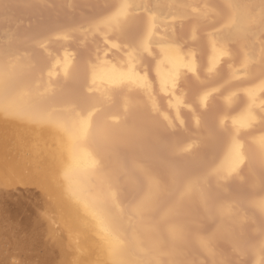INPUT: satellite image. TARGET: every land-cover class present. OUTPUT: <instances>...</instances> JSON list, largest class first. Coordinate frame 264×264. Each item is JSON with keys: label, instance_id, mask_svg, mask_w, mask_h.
<instances>
[{"label": "bare ground", "instance_id": "1", "mask_svg": "<svg viewBox=\"0 0 264 264\" xmlns=\"http://www.w3.org/2000/svg\"><path fill=\"white\" fill-rule=\"evenodd\" d=\"M157 1L131 0L111 21L99 23H107L103 33L94 28L96 36L116 44L137 41L133 7H166L188 25L192 47L182 50L184 37L175 43L173 34L166 35L172 39L152 61L140 57L151 56L156 44L146 35L138 46H119L123 51L110 59L105 54L112 50L94 48L102 56L94 50L100 57L90 55L87 75L83 70L79 79L71 74L78 71L75 55L45 47L49 34L37 46L48 66L42 73L30 51L20 49V39L0 32V181L29 164L28 175L49 198L47 212L56 215L47 219L61 221L73 239L72 264H202V258L223 264V248L238 246L231 230L244 224L256 242L248 254L264 264V199L256 197L264 196V0ZM67 3L61 22L70 17ZM51 4L46 13L62 8ZM197 26L216 32H204L203 54L195 44ZM83 30L77 35L88 38ZM66 32L59 47L68 43ZM210 81L220 91L214 99L206 88ZM217 104L222 111L212 119ZM131 117L136 125L126 124ZM163 131L169 144L155 143ZM153 151L158 153L150 156ZM244 183L250 193L232 203L229 186ZM52 243L61 249V264H70L62 241Z\"/></svg>", "mask_w": 264, "mask_h": 264}, {"label": "rangeland", "instance_id": "2", "mask_svg": "<svg viewBox=\"0 0 264 264\" xmlns=\"http://www.w3.org/2000/svg\"><path fill=\"white\" fill-rule=\"evenodd\" d=\"M58 1L60 0H57V1L54 0L53 2H56V4L58 3L59 5H61L62 8L60 10L55 9L56 10L55 13L53 10H50L49 13H46V11L48 10L46 6L52 3L49 0H43L44 5L43 3L39 4L41 2L40 1L38 2V0H2L3 4L0 5V13H1L0 14L1 15L0 16V32L4 31L7 34L10 33L12 37H15L21 40L20 42L22 44V48L20 49L30 51L33 60L36 62V64H34V67L36 68V65L38 66L36 68L38 72L43 73V71L46 70L48 66H46V61H45L46 58L44 59L45 56L43 55L44 53L42 54L43 51L40 50L37 46L40 41L44 40L45 42L47 38L49 37V35L50 37L48 38V41H46L44 44L45 47L46 45L48 46L46 47L48 48V50H51V52L53 53L56 52L55 54L57 55V53H59L60 50L65 47L64 49L68 51L70 55H73V56L75 55L73 58L75 59L74 60L75 63H77L78 71L75 74L73 73L71 74L75 75L73 76L75 78L78 77L77 79L84 76L83 70L88 65L87 63H92L91 61H93L92 60L93 57L91 59L90 55L92 56L95 55V54H92V52L95 50L94 48H97V50L99 51L103 50V53L104 51L105 52L107 51L108 53V51L110 52L112 50L111 55L107 56V54L104 53L106 55L105 57L109 58V56H112L113 53L114 54L117 53L116 55H118V53H121L124 49L126 50V48H129V46H131L132 44L134 46H138L140 41L143 39L144 35H146V36H149L151 40H153L152 42L156 44H154V46L152 47L153 53L151 56H146L147 54L144 55V53L142 52L143 54L140 53L141 54L140 57H142L143 59H148L149 61H152V60H158L159 57L161 58L160 48L163 47V49H165L168 44L167 41L172 39L171 36L169 38L168 37L166 38V35L173 34L174 40L178 39V41L175 40V43L181 40L180 39L181 36L184 37L185 44L180 45V47L182 46L184 47V48L183 47L181 48L182 50L185 49V46L186 48L187 46L192 47L190 41L188 40V32H189L188 25L182 24L179 12L169 10L166 7L164 8L162 7V9L152 7V8H148L147 9L148 11L143 10V9L141 11L139 10L138 7H136L138 9L133 7L135 9V10L133 9L134 11L132 14L134 19L131 17L130 20L132 21V24H134V28L131 30V35L133 37H137V41H124L125 43L116 44L115 42L111 41L112 39L111 37L109 38L110 41L103 42L100 34L99 36H96V32L94 28L96 27L97 30L102 29L103 27H101L102 25H100L99 23H101L107 18H110V19H107L104 22L111 21V18H112L111 15L115 16L114 13L116 14V12H118V9L119 10L122 9L125 6V4L126 3L129 4L131 0L130 1L129 0H79V1L78 0H61L62 2H58ZM66 1L72 2L73 5L72 4L70 5L74 7L73 8L71 7V11L69 8H66V12L70 14V17L67 16V18L69 17V20L66 18V16H64L68 20V22L65 21L66 19L61 22L60 20H62L61 19L62 13L65 12L64 5L62 4H65ZM147 1L155 2V0H147ZM164 1L165 0H158L157 3L159 4ZM67 2L65 5H68ZM56 4L54 3L51 5L54 6ZM67 10H69L70 12ZM216 11L219 15L225 14L224 10L220 6H216ZM7 13L12 17V20L14 22L13 21L11 22H13L14 24L11 22H6V21L1 20L3 18L2 14L8 15ZM145 19L148 20V21L146 20V23L144 22ZM51 22L54 23L53 25L55 27L52 28V30L54 31L51 32L49 30L50 32H48L46 29V26L47 24ZM60 22L64 23L66 27ZM34 24H37V26H34ZM106 24L107 23H105V25ZM105 25H104V28H107ZM78 27H80L81 29L83 27V29L86 31V33L84 34H88V38H89V35H94L93 33L91 34V32H89L90 34L88 33V31H90V29L88 28L92 27L94 29L95 36L94 37L90 36V38L88 39L86 37L87 35L86 36L84 35L85 37L81 36L82 37L81 38L80 35H77V30L80 29ZM129 28H130V23H129ZM212 28L211 27H207V28L200 27L199 28L197 26V29L195 30L196 34H199L197 35L198 41H196L195 44L198 45V46L196 45V47H198L197 49L200 48L199 53L201 54H203V52L205 51L204 50L205 48L207 50V47H206L207 40L205 37L206 33L204 32H206L207 30V32L210 33V30H211V32L213 33L214 31L213 34H215L216 33L215 30H213ZM66 29H67L66 35L68 33L69 36L68 35L67 36L68 38L69 37L70 38L68 39L67 45L65 42L63 43V45L65 46H62L60 44V47H59L58 42L60 40V43H61V37H63L65 34V33L63 34L62 32H65ZM103 29L100 32L103 33V31L105 30ZM109 36L107 35V37ZM78 39L79 40L82 39V40L79 41ZM165 40L166 42H164ZM119 46L123 50L119 49L118 48ZM124 46L125 47L127 46V47L124 48ZM202 50L204 51L202 52ZM232 51L234 52L235 49L232 48ZM95 52L100 53L96 50ZM199 53L198 55H200ZM96 56L97 58L100 57L99 54H96L95 57ZM113 57L111 58L113 59ZM86 68L85 70H87ZM86 72L87 71H85V73ZM76 74L78 75L76 76ZM224 77L225 76H223L222 78L224 79ZM78 82L74 81L75 84L74 85L72 84V88L74 90H76V86ZM215 84L216 83L210 81L209 83H207V87H206L210 89V95L213 96V99H214V95H216L214 93H217V94L220 93L218 89H214V87L216 86ZM231 90H233V88ZM194 107L196 109L197 114L201 116L203 112L200 110L199 103L196 102ZM215 109H216L215 112L212 113V115L211 114L209 115L212 119L215 118L217 115H219L220 111H222V107L218 106V104L215 106ZM133 118L134 117H131L129 119L131 121V122L129 121L130 124L127 123L128 120L126 121V124L136 125L137 120ZM135 118H138V116ZM187 123H190L189 118H187ZM154 138L156 139L155 143L156 142L158 143V140L160 142L161 140H163V142L166 141V144H169V141L171 140L170 134L164 131L156 133L154 135ZM218 141L222 143L221 138H218ZM219 142H217L216 144H220ZM154 153L157 154L158 152L153 151L150 153L151 155L150 154L149 155L154 156ZM158 156L159 154L157 155V157ZM159 159L163 161L164 157L160 156ZM161 166L163 169L168 170V171L171 168V165H163V162L161 163ZM29 167L30 166L27 163V165H25V167L22 170H20V173L10 174L11 172H9V174H7L9 176L4 178V180L2 179L0 181V264H61V261H63L61 259L62 258L61 249L59 247H56L52 243V241L54 240L62 241V244H64L62 246L64 247L62 251H65V254L68 256V258L67 256L66 258L68 259V261L71 260V262L69 263L72 264V262L75 260V258L73 259V257L76 256L75 250L73 248L74 246H72L74 244L73 239L71 238V235L66 231L63 223L59 221L58 219L57 220L55 219L56 215H54L53 213H49L51 211V210L49 211L50 208L47 209V206L49 207V205L47 204L49 203V198L46 197V193L43 192L41 185L39 184L40 186H38V182L36 183L37 180H35L34 178L31 179L32 177L28 175L30 174V171H31V170L30 171L28 170L30 169ZM26 168L27 170H24ZM162 168L160 167L159 169H162ZM155 170H157V168ZM242 186L241 188H237L232 185L229 186L230 192H231L230 195L232 196L231 197L232 203H233V200L237 196H239V194H246L247 192L250 193L248 191L249 189L248 183H244ZM236 189L239 191H236ZM261 195H263V193L262 194L257 193L256 197H261V200H263L264 196H261ZM47 199H48V202L46 201ZM46 213L47 215H45ZM49 215L55 216V217L50 218V219L53 218L52 221L54 222L52 221L50 222L49 219H47L48 217H50ZM37 218H38V222L40 221L39 224L37 222ZM57 222L59 223L57 224ZM59 224L63 225L62 230H60L62 225L60 226ZM56 226H57V229H56ZM238 226L239 227L231 230L232 234L237 235L236 238H233L234 241L232 242H236L238 246H236L233 251L228 250L226 246L223 248V249L226 248L224 250L225 251V261L223 264H256L253 258L248 254V249L252 246L253 243H256L255 238L253 237V234H251V227L248 224H244L242 226L238 225ZM38 227H40L41 229ZM64 233L66 234L64 235ZM58 234H60L61 237ZM73 252H74V255H72ZM245 253H246V257H243ZM69 256H73V257H71L70 259ZM202 259H203L202 264H211L210 261H208L207 259H204V258Z\"/></svg>", "mask_w": 264, "mask_h": 264}]
</instances>
